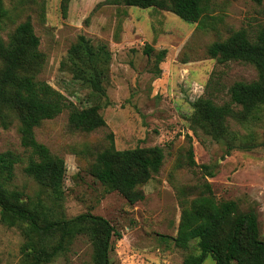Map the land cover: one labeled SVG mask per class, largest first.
Segmentation results:
<instances>
[{
  "label": "rangeland",
  "instance_id": "rangeland-1",
  "mask_svg": "<svg viewBox=\"0 0 264 264\" xmlns=\"http://www.w3.org/2000/svg\"><path fill=\"white\" fill-rule=\"evenodd\" d=\"M3 1L10 16L0 22V39L7 42L15 28L29 20L43 55L37 80L78 109L98 107L105 121L94 132H80L69 126L65 111L35 128L36 141L64 161L61 199L52 198L25 174L28 153L20 144L18 122L0 128V154L9 151L20 159L10 189L21 192L24 201L40 205L51 218L90 213L109 221L121 235L113 240L111 264H182L189 251L172 241L181 203H189L206 184L216 202L233 201L240 213H254L264 240V110L248 121L227 118L229 134L220 141L201 130L195 135L191 127L192 105L198 99L229 103L232 84L258 78L253 66L218 64L206 51L239 30L254 41L264 28V1L257 5L252 0H205V30L154 8H96L104 0H71L64 16L62 0ZM80 35L109 51L104 95L70 73L67 54ZM162 50L165 57L157 62ZM109 135L118 151L158 147L163 152L159 173L140 188L141 202L128 204L89 173L94 159L90 153L107 148ZM22 242L19 228L0 222V264H22ZM50 264H93L87 238H77L66 255ZM203 264L214 262L208 257Z\"/></svg>",
  "mask_w": 264,
  "mask_h": 264
},
{
  "label": "trees",
  "instance_id": "trees-1",
  "mask_svg": "<svg viewBox=\"0 0 264 264\" xmlns=\"http://www.w3.org/2000/svg\"><path fill=\"white\" fill-rule=\"evenodd\" d=\"M71 0L61 1L62 15H66ZM260 5L264 0H252ZM100 6H125L138 9L154 8L170 12L184 22L197 24L205 30L208 11L205 0H104ZM0 0V22L10 14ZM39 39L29 20L19 24L8 37L0 39V128L7 129L18 122L21 147L28 153L24 168L38 186L54 199L63 196L65 164L38 143L34 130L43 121L52 120L68 112V124L73 130L91 133L105 126L98 107L78 109L63 94L47 83L37 80L43 64ZM150 50L146 51L149 54ZM218 64L229 62L253 66L257 79L250 83L236 82L228 89L230 102L217 105L211 98L193 103L191 127L220 141L228 132L227 118L238 122L257 119L264 110V28L251 41L244 30L232 33L224 41L213 42L206 51ZM166 51L158 53L161 62ZM73 77L89 89L104 95L102 81L106 76L110 54L104 44H92L78 36L67 54ZM233 107L240 110L234 111ZM109 146L90 153L93 161L90 175L108 191L117 192L128 204L144 200L141 187L156 176L163 163L160 148H135L118 151L113 137ZM20 162L12 152L0 154V222L19 228L23 237L22 264H50L70 251L79 237L87 238L92 248L93 264H111L113 240L121 235L100 216L83 213L70 219L48 217L40 205L24 201V195L9 188L14 166ZM192 164H195L192 161ZM189 203L182 202V213L174 246L189 254L182 264H203L210 257L214 264H264V240L260 238L254 213H240L233 201L218 203L208 184Z\"/></svg>",
  "mask_w": 264,
  "mask_h": 264
}]
</instances>
